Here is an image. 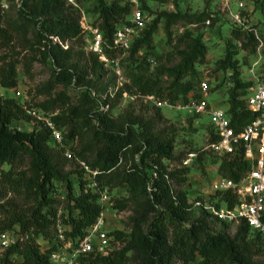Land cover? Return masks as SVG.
I'll use <instances>...</instances> for the list:
<instances>
[{"label": "trees", "instance_id": "16d2710c", "mask_svg": "<svg viewBox=\"0 0 264 264\" xmlns=\"http://www.w3.org/2000/svg\"><path fill=\"white\" fill-rule=\"evenodd\" d=\"M2 1L13 0H0V4ZM88 1L91 2L88 13L96 16V23L90 26L98 30L104 44L110 45L115 30L128 25L130 8L118 0ZM166 1L138 0V10L143 15L148 12L147 3L164 4ZM76 3L79 0H75ZM75 9L63 0H19L15 31L22 34L32 55L39 56L42 62L48 61L52 67L49 80L39 89L38 94L47 99L38 105V109L48 117L61 139L59 143L53 142L49 131L41 124L33 125L28 132L11 128L30 121L24 109L31 108H23L13 100L0 99V168L8 167L6 171H0V202L6 192L19 190L24 201L30 203L29 208L22 211L13 210L7 203L0 206L3 218L0 233L13 232L21 238L0 253V264H49L48 254L55 248L54 222L60 202L54 198L57 186L64 202L65 214H60L58 220L65 240L81 238L98 218L102 208L97 204V195L82 192L84 182L75 162L70 164L76 170L64 171L65 151L98 173L95 179L98 188L108 192L125 190L126 198L110 199V209L116 213L129 212L126 232L107 233L111 246L117 245L119 249L105 257L88 254L79 259L80 264H264V259L256 260L258 251L264 249L259 237L251 236L241 224L235 227L231 238L223 232L210 233L208 220L213 219L192 208L191 203L200 198L188 200L181 189L188 169L180 166L179 158L173 154L174 134L170 126L158 128L159 122H163L160 109L154 110L151 119L135 116L130 106L113 116L124 91L134 88L139 96L148 97L157 89V84L145 76V71L129 73L128 86H123L124 90L116 91L109 98L108 92L113 93L114 84L96 87L95 82L103 69L94 56L88 54L89 67H78L70 63L71 47L62 50L52 43V39L60 44L76 42L84 35L78 27ZM160 18L165 19L163 34L167 39L169 25L181 19L177 15L155 16L130 42V58L141 48L147 52L151 49V37ZM1 24L0 5V47H4L10 39ZM29 31L32 35L26 40ZM230 36L238 42L243 33L233 30ZM185 38L189 42L176 53L178 64L172 70H161L158 74L164 73L178 81L192 69L194 62L202 60L204 48L199 40L190 39L188 34ZM104 54L111 58L108 50L104 49ZM230 57L225 48L223 65H228ZM32 61L25 62V74ZM88 71L94 81L88 79ZM15 86L14 65L3 63L0 89L11 90ZM245 87L237 84L229 90L223 108L234 129L253 121L244 107L243 98L238 99L236 94V89ZM187 91L183 90V96ZM162 97L158 94V98L162 100ZM164 98L171 96L166 94ZM188 98L197 100V93L175 104L185 103ZM104 106L106 108L101 109ZM54 110H58V114L52 115ZM207 126V144H213L216 138ZM21 161L26 162L25 171L14 172L13 164ZM194 161L199 162L200 156ZM164 162L180 165L176 170H167ZM245 168L241 156L222 157L215 176L236 184ZM151 172L154 178H151ZM215 197L219 203L224 202L227 209L235 203V198L228 192ZM213 198L209 196L208 201ZM5 207L10 209L5 210ZM217 223L223 230L229 226ZM36 241L43 242L48 248L40 249Z\"/></svg>", "mask_w": 264, "mask_h": 264}, {"label": "rangeland", "instance_id": "374dc122", "mask_svg": "<svg viewBox=\"0 0 264 264\" xmlns=\"http://www.w3.org/2000/svg\"><path fill=\"white\" fill-rule=\"evenodd\" d=\"M241 1L243 8L238 10L235 3ZM2 24L1 29L9 36V43L0 47V67L3 63H10L15 67L16 86L11 90L0 89L1 100H13L23 108H31L40 112L38 105L47 98L38 94L51 75V65L48 61H40L39 56H34L26 47L22 34L15 31V25L18 23L16 16L19 10V0L12 2H1ZM148 12H143L144 26H148L155 16L177 15L181 19L171 23L167 29L169 38L163 34L164 18L158 20L156 31L151 37V49L147 52L141 48L131 58L129 49L125 52L109 51V59L115 60L118 65L120 76L128 86V74L132 72L145 71V76L157 84V89L148 97L154 101H163L169 106H173L182 98L190 97L197 93L198 85L204 81L210 92L207 102L211 107L223 110L227 100L228 91L234 86H246L236 89L238 99L244 98L248 90L263 83L264 80V0H167L164 4L147 3ZM91 8V2L88 0H79L76 3L78 20L81 14L84 16L86 24L96 23V16L88 13ZM238 15L240 24L233 21L231 16ZM208 21V25H205ZM233 30H240L243 37L238 42L234 41L230 34ZM188 34L190 39H198L204 48L202 60H197L192 64V69L178 81H173L164 73L158 74L161 70H172L177 64L176 53L180 52L189 42L185 38ZM32 33L26 35V40H30ZM85 34L79 41L66 43L71 47L73 55L71 64L78 67H89L88 54L84 49ZM225 48L231 54L228 65H223ZM33 60L28 72L25 74V62ZM99 80L95 82L97 86H112L115 79L111 73L105 70L98 76ZM94 76L89 75L88 79L94 81ZM237 83V84H235ZM124 85V86H125ZM188 91L183 96V90ZM124 90V87L122 88ZM121 95L113 116H117L124 109L130 106L133 114L144 119H151L156 109L151 101L144 100L139 96L134 88L130 91H124ZM161 94L162 100L158 98ZM170 94L171 98H164ZM241 94H243L241 96ZM135 96V97H133ZM58 114L54 110L52 115ZM162 121L158 128L170 126L174 134L173 154L182 162L188 154H195L196 159L200 156V161H194L187 166L188 174L185 176V183L181 189L186 193L188 200L200 198L208 202L209 187L211 181L216 177L215 173L219 165V158L208 151L202 152L207 144L209 121L206 117L193 119L185 114L173 109L163 108L159 110ZM31 120L27 123L12 125L11 128L23 132H28L33 127ZM167 170H176L179 163H163ZM181 166V165H180ZM7 166H2L0 171H6ZM13 171L23 172L26 169V162L21 161L13 164ZM76 170L73 164L65 163L64 171L70 172ZM5 188V187H4ZM60 188L57 186L54 197L57 199L60 195ZM20 191L6 192L0 206L5 203L11 206L13 210H26L30 203L24 201ZM126 198L125 190H114L106 196L107 204L102 206L105 230L126 232V219L129 216L128 211L116 213L110 209V199ZM212 202V201H209ZM191 203V202H190ZM10 208L5 207V210ZM56 210L60 214H65L63 200L59 202ZM0 216V221H2ZM209 232H223L228 237H232L235 231V224L229 225L226 230L213 220H208ZM119 249V246H112V251ZM1 253V252H0ZM264 259V249L258 251L257 261Z\"/></svg>", "mask_w": 264, "mask_h": 264}, {"label": "built area", "instance_id": "2783aa9c", "mask_svg": "<svg viewBox=\"0 0 264 264\" xmlns=\"http://www.w3.org/2000/svg\"><path fill=\"white\" fill-rule=\"evenodd\" d=\"M63 1L67 5L76 8L75 0ZM118 1L128 5L130 14L127 21L128 25L115 30L110 45L102 42L101 34L97 29L86 24L82 14L78 20V27L81 33L85 34V52L94 56L102 69L111 73L115 79L113 93L110 92L111 90L108 92L109 98H112L116 91L122 90L126 83L120 76L117 62L108 59L104 54V49L116 52L127 51L133 37L137 36L144 27V16L138 10V0ZM243 5L241 1L235 3L238 10L242 9ZM231 18L235 23L240 24L238 15H233ZM205 25H208V22H205ZM51 41L62 50H66V44H60L56 39ZM209 92L207 84L201 81L198 85L197 100L188 98L185 103H178L173 106H169L163 101H154L151 97H144V100L151 101L156 109H173L188 117L199 119L206 117L216 142L206 144L202 152L208 151L217 158L241 156L246 163V168L239 182L234 184L216 176L209 187L210 196H214L212 202H205V200L200 199L192 202L191 206L193 209L207 213L217 222L228 225L235 224L236 226L241 224L247 228L251 236L259 237L264 246V84L260 83L251 88L243 98L244 107L252 115L253 121L239 129L232 127L224 109L210 106L207 102ZM122 95L125 94L122 93ZM102 108L105 109L106 106ZM24 114L34 124H41L43 128L48 130L53 142H60V133L55 130L48 117L33 109H24ZM63 157L68 163L74 161L77 170L81 173L84 182L82 192L84 194L87 192L96 194L97 204L101 208L107 204L106 196L109 192L105 188H98L95 181L98 173L90 170L84 163L73 159L71 153L67 151L64 152ZM194 158L195 154H188L181 162V166L191 165ZM150 174L151 178H154L153 172ZM225 192L235 198V203L231 209H227L226 204L224 202L219 203L217 197H215ZM57 200L62 201V198L59 197ZM59 215L60 213L57 211L54 222L55 248L48 254L49 264H80L79 259L88 254L105 257L112 251L111 238L107 236L108 231L105 230L103 211L100 212L94 224L85 230L81 238L72 241L64 239L63 227L58 220ZM20 240V236L16 233H0V252L15 245ZM35 243L42 250L48 248L41 241Z\"/></svg>", "mask_w": 264, "mask_h": 264}]
</instances>
